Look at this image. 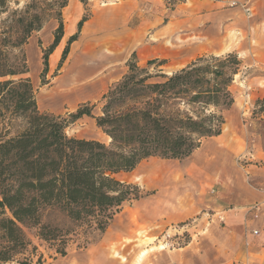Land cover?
Returning <instances> with one entry per match:
<instances>
[{
  "label": "trees",
  "instance_id": "16d2710c",
  "mask_svg": "<svg viewBox=\"0 0 264 264\" xmlns=\"http://www.w3.org/2000/svg\"><path fill=\"white\" fill-rule=\"evenodd\" d=\"M88 1L79 0L85 10ZM180 2L167 3L174 7ZM67 4L0 0V119H20L23 125L15 133L7 127L0 131V264H43L27 230L60 256L72 236L87 242L91 234L103 233L124 202L145 195L117 174L151 157H188L203 138L221 133L224 111L234 102L232 85L242 67L235 52L199 55L170 74L149 73L133 54L126 72L101 95L99 114L94 115V104L88 103L66 116L40 111L26 76L23 47L48 19L56 20L53 40L42 50L43 78L47 57L63 37L62 10ZM89 16L87 12L77 22L58 67ZM165 63L146 62L155 67ZM257 104L264 110V98ZM84 116L94 119L108 144L67 135L66 128ZM49 209L63 214L69 226L44 222Z\"/></svg>",
  "mask_w": 264,
  "mask_h": 264
},
{
  "label": "crops",
  "instance_id": "0c3cea01",
  "mask_svg": "<svg viewBox=\"0 0 264 264\" xmlns=\"http://www.w3.org/2000/svg\"><path fill=\"white\" fill-rule=\"evenodd\" d=\"M229 1L183 0L168 8L166 0H106L94 6L70 46L66 73L74 81L43 99L53 110L99 99L126 72L133 54L141 67L148 60L166 59L176 71L199 55L235 52L242 67L253 71L242 80L236 75L232 88L242 87V99L235 95L224 111L220 134L203 138L179 162L159 163L162 170L149 169L143 160L126 172L127 178L118 176L125 172L117 174L147 193L123 203L105 230L109 240L134 237V222L153 230L194 216L201 225L206 220L213 230L227 234L228 241L206 243L237 246L229 254L202 252L177 264H228L235 258L234 264H248L254 255H261L264 264V248L256 249L264 246L259 220L264 209V110L257 104L264 98V0H241L236 7ZM82 11L77 0L68 1L64 36L74 33ZM57 57L55 52L51 60ZM41 99L39 95L38 105ZM186 183L191 186L182 190ZM254 204L258 212L251 210Z\"/></svg>",
  "mask_w": 264,
  "mask_h": 264
},
{
  "label": "rangeland",
  "instance_id": "374dc122",
  "mask_svg": "<svg viewBox=\"0 0 264 264\" xmlns=\"http://www.w3.org/2000/svg\"><path fill=\"white\" fill-rule=\"evenodd\" d=\"M77 1L79 2V0ZM105 1L106 0H89L87 4V10H85V6H83V4L81 3L83 8L82 15L87 12L91 14V9L94 6H99ZM167 2L168 0H166L168 8H171V6ZM241 4V0L229 1V6L232 7L241 6ZM63 12L64 9L62 10V19L64 28L63 31L65 33V16L63 15ZM56 26L57 22L55 19H48L45 22L43 28L40 31L33 33V35L29 38L27 44L23 47V52L25 54L29 70L26 76L29 77L35 90L36 103L39 95H42L41 100H43L48 94L52 92L61 91L62 85L74 81V79H71L73 75L66 73V68L68 66L67 58L70 51V46L73 42L69 45L68 52L64 61L62 62L60 67H58L62 51L66 45L68 37L70 36L67 33L65 34V36L63 33L64 37H62L59 44L48 55L47 72L43 78L40 77V73L43 69L42 50L47 48L52 42L53 32ZM76 31L77 23L73 32L75 33ZM55 52H58V57L55 61H52L51 56L55 54ZM144 66L148 67V71L151 74H170L174 72V68L171 65L167 64V61L165 64L159 67L147 64H145ZM250 73H253V71L241 67V70L238 73L237 77L235 76L236 80H242L241 77H245ZM59 75L60 77L62 76L61 79H59ZM42 79L46 81L45 84H41ZM236 86L238 85L234 84V87L232 88V93L233 96L236 95L239 96L238 98H240V94H242V92H240L242 87L239 85L238 87L240 88V90L238 91ZM55 99L56 98H53V102L51 104L53 106H56L57 100ZM99 99L83 102L88 103L90 105L94 104V107L92 108V113L94 115L100 113L98 104ZM240 99H242V97ZM77 105L76 103H64L63 106L58 110H53L48 107L45 103V100H43L40 102V105L37 104V107L40 111L53 113L55 115L59 114L62 116H66L68 113L74 112L77 108ZM22 126V121L20 119H15L11 122L8 119H0V131L4 127H7L10 129L11 133H15L17 130H20ZM66 133L69 136L97 139L101 142H104L105 144L109 143V138L104 133H102V131L95 125L94 119L88 116H84L78 119L77 121L71 123L66 128ZM168 160L169 159L153 157L144 160L142 164L147 165L149 169L159 171L162 170L158 166L159 163L165 164L169 162ZM172 160L177 162L180 161L175 159ZM127 175L128 173L125 172L121 173L118 176L121 179H124L127 178ZM171 179L173 180L174 178L171 177ZM188 186L191 185L186 183L185 185L181 186V189L184 190ZM138 188L142 194L147 193L146 189H143L142 187ZM193 190L194 189L191 188V191ZM188 191L190 192V190ZM132 201H126L124 203H131ZM260 218L261 219L259 220H262L261 223H263V225H261L260 230L262 232L260 234H262L261 237L263 236L264 238V209L261 213ZM42 219L44 222L50 223L52 225H57L61 227L69 226L68 220L63 216V214H61L55 209H49L45 211ZM112 227L113 225L110 226V228ZM132 233L134 237L123 238L118 241L109 240L108 236L111 235H108L105 231L100 234H91V236L88 237L87 242H85L83 237L72 236L71 240L66 246L65 255L60 256L56 255L50 248L45 245V243L36 239L33 236L32 231L27 230L28 236L31 238L32 242L37 246L38 252L42 254L44 261L43 264H177L178 260L187 259L188 257L190 258L191 256H195L202 252H204L206 256H209L210 254L216 252V250H220L222 253L229 254L231 251L234 250V248L237 247L231 244L217 245L206 243L211 242V240H215L214 243H216L217 240L228 241V237L226 236L227 234L225 235L219 230H213L211 226L206 222V220H203L201 225L194 216L185 220L184 222L168 224L165 227L158 228L155 226L153 230L146 229L145 227H143V225L134 222ZM260 247L264 248V246H258L256 249H260ZM227 256L228 255H226V257ZM236 260L237 258L228 262V264H231L232 262L234 264V262L236 263ZM260 260L261 255H254L249 258L248 264H260ZM220 263L225 264L226 262L223 261ZM7 264L17 263L12 262Z\"/></svg>",
  "mask_w": 264,
  "mask_h": 264
},
{
  "label": "built area",
  "instance_id": "2783aa9c",
  "mask_svg": "<svg viewBox=\"0 0 264 264\" xmlns=\"http://www.w3.org/2000/svg\"><path fill=\"white\" fill-rule=\"evenodd\" d=\"M247 12H249V11H247ZM251 210H255V211L258 212L259 211V206L257 204H254V205H252ZM252 233L254 235H257L258 234V231L257 230H252Z\"/></svg>",
  "mask_w": 264,
  "mask_h": 264
}]
</instances>
